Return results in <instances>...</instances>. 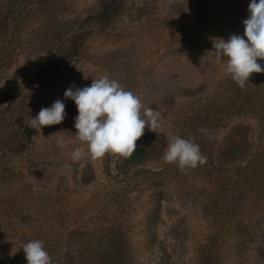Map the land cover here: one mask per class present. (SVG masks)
Segmentation results:
<instances>
[{
    "label": "rangeland",
    "instance_id": "1",
    "mask_svg": "<svg viewBox=\"0 0 264 264\" xmlns=\"http://www.w3.org/2000/svg\"><path fill=\"white\" fill-rule=\"evenodd\" d=\"M38 2L35 11L34 0H18L22 16L0 32V189L24 230L45 218L68 264H260L264 131L245 117L264 103L240 106L213 48L243 36L251 0ZM104 75L159 112L160 127H146L130 157L73 163L71 152L87 145L74 136L78 111L64 93ZM58 99L62 123L28 127ZM17 126L24 140L8 152L2 134ZM173 136L193 139L206 163L183 172L165 163Z\"/></svg>",
    "mask_w": 264,
    "mask_h": 264
},
{
    "label": "clouds",
    "instance_id": "2",
    "mask_svg": "<svg viewBox=\"0 0 264 264\" xmlns=\"http://www.w3.org/2000/svg\"><path fill=\"white\" fill-rule=\"evenodd\" d=\"M248 12V18L243 21V36L233 34L226 41L222 38L213 40L216 58H224L226 75L241 89L249 83L251 74L264 72L257 62L264 60V0H251ZM64 97L73 100L77 107L74 136L87 145L86 153L79 149L71 152L73 163L80 162L85 156L91 159L105 154L130 157L136 151V142L144 135V129L148 127L156 132L160 127L159 112L144 107L139 96L125 90L107 75L93 79L90 86H70ZM66 115L65 104L58 99L51 107L41 108L34 118L31 117L28 127L41 131L44 126L62 123ZM206 160L193 139L180 136L171 138L163 155L165 163L176 164L182 172L203 165ZM22 249L27 264H54L40 240L29 241Z\"/></svg>",
    "mask_w": 264,
    "mask_h": 264
},
{
    "label": "trees",
    "instance_id": "3",
    "mask_svg": "<svg viewBox=\"0 0 264 264\" xmlns=\"http://www.w3.org/2000/svg\"><path fill=\"white\" fill-rule=\"evenodd\" d=\"M37 1H39L38 5L40 7H51L53 3L52 0H34L33 6L35 7V11H38L36 6ZM18 5V0H2V6H0V32L8 29L10 25H13L10 22L17 20L18 16H22L23 12L18 13ZM229 87L232 94L241 91L242 100L240 101V106L243 109L247 107L250 109L254 108L256 101L264 103V72L251 74L249 83H247L246 87L243 89L234 81L230 82ZM229 100L232 101L229 105L239 106L237 104L238 98L232 100L230 97ZM245 118L261 121V126L264 131V109L260 116H246ZM26 130V126H17L9 131H4V134H2V143L5 145L4 148L6 151L11 152L13 146L24 140L23 137ZM22 153L23 152H19L17 154L22 156L24 155ZM2 161V156H0V163ZM252 164H254V161H251L248 172L255 175L256 170L253 168ZM8 190V187L0 189V264H27L22 246L31 240H40L43 242L44 248L51 256L54 264H68V259H65L64 262L58 259L54 251L56 247L49 242L44 230L46 226L45 218L40 220V226L37 227L36 224L35 226L31 224L33 228L24 230L22 227L23 224L17 217V212L13 211V206H4L5 204H9ZM255 254L260 264H264V234H262L260 239H257ZM257 258H255L256 262L258 261ZM129 264H131V262H129Z\"/></svg>",
    "mask_w": 264,
    "mask_h": 264
}]
</instances>
